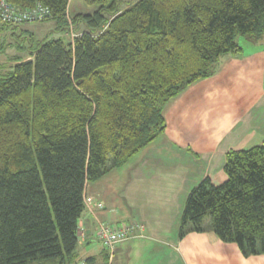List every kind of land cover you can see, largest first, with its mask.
<instances>
[{"label":"trees","instance_id":"1","mask_svg":"<svg viewBox=\"0 0 264 264\" xmlns=\"http://www.w3.org/2000/svg\"><path fill=\"white\" fill-rule=\"evenodd\" d=\"M7 1L47 7L41 21L62 36L32 46L33 22L0 21L29 32L28 54L0 63V264H109L97 236L101 257L80 258L86 185L162 136L168 101L238 52V36L264 34V0H81L71 21L70 0ZM223 173L191 189L179 236L212 230L264 255V141L229 149Z\"/></svg>","mask_w":264,"mask_h":264},{"label":"crops","instance_id":"2","mask_svg":"<svg viewBox=\"0 0 264 264\" xmlns=\"http://www.w3.org/2000/svg\"><path fill=\"white\" fill-rule=\"evenodd\" d=\"M238 45V52L220 56L211 76L168 101L162 136L125 166L86 185L84 197L98 220L143 226L115 246L109 264H264L263 254L245 256L212 230L179 236L191 189L206 177L215 184L225 180L229 149L264 141V34L243 36ZM96 227L85 210L79 220L81 259L102 253Z\"/></svg>","mask_w":264,"mask_h":264},{"label":"built area","instance_id":"3","mask_svg":"<svg viewBox=\"0 0 264 264\" xmlns=\"http://www.w3.org/2000/svg\"><path fill=\"white\" fill-rule=\"evenodd\" d=\"M49 14L47 7L40 3L35 4L31 8H19L18 6L8 2L7 0H0V21L8 24L18 25L25 22L41 21ZM71 29V27H70ZM71 38L75 35L70 33ZM86 210L89 211L96 220V236L101 241L102 245L108 249L110 257L113 254L115 246L122 240L134 235L136 229L142 231V224L130 222L123 226H111L106 222L98 220L93 212L92 202L87 197H84ZM100 204V203H99ZM78 234L82 235L80 228Z\"/></svg>","mask_w":264,"mask_h":264},{"label":"rangeland","instance_id":"4","mask_svg":"<svg viewBox=\"0 0 264 264\" xmlns=\"http://www.w3.org/2000/svg\"><path fill=\"white\" fill-rule=\"evenodd\" d=\"M130 0H120V6L123 7L125 2ZM71 10H87L81 0H70L69 3V19L71 21ZM72 11V13H73ZM55 27V21L53 19H47L41 22L26 23L22 25V28L28 29L32 32V46L44 37H59L62 36L60 33H53L52 30ZM14 29L12 26L2 25L0 22V63L6 62L8 57L13 55H25L28 54V31L23 32L25 38H20L12 35ZM18 30V29H17ZM50 32V33H49ZM243 35L238 36L237 42ZM85 196V195H84ZM89 199V198H88Z\"/></svg>","mask_w":264,"mask_h":264}]
</instances>
